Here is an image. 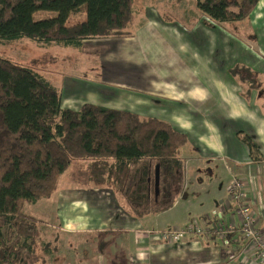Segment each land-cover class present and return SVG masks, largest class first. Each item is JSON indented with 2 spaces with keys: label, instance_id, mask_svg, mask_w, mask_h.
Wrapping results in <instances>:
<instances>
[{
  "label": "crops",
  "instance_id": "obj_1",
  "mask_svg": "<svg viewBox=\"0 0 264 264\" xmlns=\"http://www.w3.org/2000/svg\"><path fill=\"white\" fill-rule=\"evenodd\" d=\"M257 11L264 25V0L252 15H257ZM148 18L149 22L145 21L147 18H137L135 28L132 27L134 35L121 37L116 44H111L112 38L85 40L83 47L90 41L96 46L117 45L116 53L121 58L113 59L112 51L106 50L104 56L108 58L104 61L109 65L101 78L79 77L70 87L71 93L80 97L84 92L95 93L93 99L84 97L83 101L70 104L62 93V104L66 100L67 107L75 109L85 102L110 106L115 100L122 101L118 98L122 97L123 105L117 108L141 116L153 117L152 111L141 112L143 104L152 107L149 101L169 112L164 120L188 135V142L181 148L186 164L183 193L171 208L140 217L131 212L128 201L115 189L88 181L85 171L89 160H83L85 164L75 160L72 169L83 174L74 175L76 179L67 185L62 183L61 176L59 188L52 196L29 202L25 207L26 215L40 223L38 250L42 261L49 264H259L257 250L239 228L238 207L230 194V185L234 178L243 181L256 226L264 233V88L259 87L264 82V62L250 55L249 60H237L230 65L235 69L242 63L240 67L245 72L247 69L259 72L260 80L231 72L230 92L223 94L221 84L217 83L222 80L219 77L212 85L207 83V87L197 89L196 96L187 98L186 92L159 79L162 73L158 72L167 59L166 62L173 61L168 66L173 63L181 68L186 66L178 52L180 44L172 47L166 31L168 22L154 14ZM229 37L240 40L233 34ZM218 39L220 42L221 37ZM261 39L264 46V30ZM163 47L164 53L159 51ZM153 56L161 62H153ZM251 80L260 83L257 87H246ZM133 99L137 101L135 107L131 106ZM245 134L254 145L244 141ZM179 203L183 208H175ZM164 213L168 220L161 222ZM192 221L207 228L232 227L234 231L226 239L210 233H193L179 241L165 240L158 233Z\"/></svg>",
  "mask_w": 264,
  "mask_h": 264
},
{
  "label": "trees",
  "instance_id": "obj_2",
  "mask_svg": "<svg viewBox=\"0 0 264 264\" xmlns=\"http://www.w3.org/2000/svg\"><path fill=\"white\" fill-rule=\"evenodd\" d=\"M260 2L196 0V5L213 21L227 23L250 17ZM135 3L0 0V42L29 37L41 44L82 47L87 39L133 36ZM84 7L85 20L68 21L72 12ZM38 10L56 15L36 19ZM247 71L251 79L252 71ZM243 139L253 144L249 135ZM187 142L185 132L158 117L94 102L78 109L64 107L61 91L48 78L0 56V264H42L40 223L26 215L25 207L52 196L75 160H89L88 181L115 189L135 215L171 208L185 187L181 148Z\"/></svg>",
  "mask_w": 264,
  "mask_h": 264
},
{
  "label": "rangeland",
  "instance_id": "obj_3",
  "mask_svg": "<svg viewBox=\"0 0 264 264\" xmlns=\"http://www.w3.org/2000/svg\"><path fill=\"white\" fill-rule=\"evenodd\" d=\"M200 12L201 11L197 8L196 0H136L135 3L136 19H139V17L147 18L145 21L149 22L150 19L148 17H153L154 14L159 19L168 22L167 28H165L169 33L171 45L174 47V45L180 44V46H178L179 51L177 46H175V49L180 53L183 61L187 64L184 68H181V66L175 63L168 66V63L173 61L169 60L166 62L168 59L165 60L163 64L164 66L167 64L165 68L163 66L158 69V72L162 73L161 76L159 75V79L166 80L172 83L175 89L186 92L187 98L196 96L195 93L197 89L203 86L207 87V83L212 85L214 80H219V77L222 78V80H220V82L217 81V83L221 84L223 94L230 92L229 78L231 76V70H233L230 68V65L237 63V60L238 62L249 60L251 55L255 59L264 62V50H262L264 46H262V42H260L264 30V25L259 19L261 13L258 14L259 12L257 11V15H251L240 21L218 23ZM193 13L196 14V18L193 17ZM54 15H56V12L50 10H38L34 14L36 19ZM86 18L87 10L86 7H84L77 12H72L68 21H82ZM133 28H135V26ZM230 34L237 36L240 40L235 41L232 37H229ZM219 36L221 37L220 42L218 39ZM127 37H123V39H127ZM102 38H112L111 44H116L121 37ZM93 42L94 41L87 42V47H75L64 46L58 43L51 45L41 44L36 39L23 37L14 41H1L0 56L31 66L56 85L66 99L68 98L67 101L73 104L80 100L83 101L84 97L93 99V95H95V93L84 92L80 97L75 93H71L70 87H73L76 78L100 79L104 69L109 65L108 62L104 61L108 58L104 56L106 55L105 51L108 49L112 51L111 56L113 59L119 60L121 58L120 55L116 53L117 45L108 47L106 45L96 46ZM159 51L164 53L166 49L163 47ZM252 51L255 53H252ZM146 52L149 54V50H146ZM114 53L117 55H113ZM159 59V57L153 56V62L158 61V63H160L161 60ZM237 66H243V64L239 63ZM237 72H240L242 76L249 75L248 71L245 72L241 67L237 68ZM232 74L237 75L233 72ZM250 76L251 78L258 77L259 80L262 78V75L256 71L252 72ZM251 82L253 85H249ZM258 82L260 83V81L251 80L245 86L248 88L257 87L256 84ZM259 87L264 88V82L263 85H259ZM224 90H226V92H224ZM99 93L105 96L109 94L108 92ZM118 98L122 99V101L119 100V102H117V100H115L109 105L113 107L122 106L124 99L122 97ZM67 101L64 100V107H67ZM151 102L152 101H149L148 104H151L152 107H148L146 104L141 106L143 108L141 109L142 113L150 114L152 111L153 117L157 116L160 119L169 116V112L161 109L159 106L153 105V102ZM136 103L137 101L133 99L131 101V106L135 107L134 105ZM75 105V107H78V104ZM166 112V116H163ZM76 162L82 163L84 161L79 160ZM79 172L80 170L74 171L72 167L69 166L62 175V183L64 185L73 183V180L76 179L74 175L83 174V172ZM175 208H183V205L179 203ZM166 214L167 213L161 215V222L168 220ZM178 214H180V212ZM178 214L177 216L181 218ZM160 231H158V233ZM42 263L49 264V262L45 263L43 261Z\"/></svg>",
  "mask_w": 264,
  "mask_h": 264
},
{
  "label": "built area",
  "instance_id": "obj_4",
  "mask_svg": "<svg viewBox=\"0 0 264 264\" xmlns=\"http://www.w3.org/2000/svg\"><path fill=\"white\" fill-rule=\"evenodd\" d=\"M230 194L237 204V212L240 217V230L250 240L253 247L259 254V264H264V233L257 228L254 212L249 206L246 195L247 188L240 178H234L230 185ZM234 228H224L220 225H215L207 228L198 222H190L183 226H178L171 229H164L159 234L168 241H179L185 238L188 234H205L210 233L226 239L228 233L233 232Z\"/></svg>",
  "mask_w": 264,
  "mask_h": 264
},
{
  "label": "water",
  "instance_id": "obj_5",
  "mask_svg": "<svg viewBox=\"0 0 264 264\" xmlns=\"http://www.w3.org/2000/svg\"><path fill=\"white\" fill-rule=\"evenodd\" d=\"M160 191V165H157L156 168V192L159 193Z\"/></svg>",
  "mask_w": 264,
  "mask_h": 264
}]
</instances>
